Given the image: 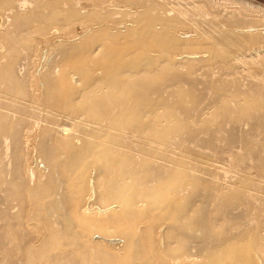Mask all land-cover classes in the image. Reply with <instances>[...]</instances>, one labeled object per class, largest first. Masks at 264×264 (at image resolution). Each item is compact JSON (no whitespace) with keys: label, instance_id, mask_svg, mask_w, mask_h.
Wrapping results in <instances>:
<instances>
[{"label":"rangeland","instance_id":"rangeland-1","mask_svg":"<svg viewBox=\"0 0 264 264\" xmlns=\"http://www.w3.org/2000/svg\"><path fill=\"white\" fill-rule=\"evenodd\" d=\"M22 1L16 0L15 3L21 4ZM83 1L90 4L96 0ZM168 1L170 2L149 1L147 7L142 6L140 0H131L126 7L129 8L128 6L131 5L128 11L121 8H118L114 13L105 11L106 16L103 18V22H105L107 32L100 40V38H95L93 31L91 36H94V40L90 38L91 36L89 37L92 44L90 43V49H86L88 51H84V49L77 51L80 50L77 49L73 54H69L70 58L68 60L65 58L67 55H61L65 56L66 61L63 57L59 56L60 58H58L56 53L53 54L50 51L49 59H42L41 62L30 49L27 52V48L32 44L31 38H33V35L43 38L50 36L52 38L54 28L62 25L66 28L69 27L70 30L82 32L85 29L81 24L79 15L82 12L81 7L75 4L76 0L59 2L53 0H26L24 6L22 5L23 10L25 9L24 11H27V13L32 12L27 18V23L19 28L20 23L17 17L13 15L16 8L10 9V6L0 4V63H2L0 64V264L4 263L5 258L6 260L9 258V253H13L18 246H20V258L24 257L21 258L22 262L20 261L19 264H61L63 260L56 254L61 255L63 252L65 254V264H215V260H222L223 257L225 259H223L225 261L223 264H254L250 256L241 259L237 257L240 252L241 254L252 252L253 255L255 254L254 258H257L256 263L264 264V52L263 55H256L250 50L252 45L255 47L262 45L256 42V38L259 34H264V16L260 14L255 16V14L249 13L247 16L239 17L230 12L222 13L221 10H219L220 12L217 10L219 16H215V14H213L214 16L211 14L205 16L199 14L198 11L185 4V2L179 0L178 2L177 0ZM250 1L264 5V0ZM174 5L176 7H173ZM44 9L48 12H42ZM185 9L189 10V14L185 13ZM36 11H39L41 15L38 16ZM71 12L75 16L69 20L67 14ZM232 15L235 17L232 18ZM43 16L53 17L49 21ZM37 17L44 20L42 23H37L42 30H38L33 22V18ZM193 18L195 19L191 20ZM134 19L143 26L140 32L134 30ZM43 23L46 25L44 26ZM146 23L147 25L144 26ZM170 24L173 27H168ZM250 25H256V28L259 29L244 32V28ZM231 27L235 32L228 31ZM238 28L241 31L236 32ZM169 29L174 32L179 31L174 35L175 33L169 32ZM15 30L21 35L18 36L17 40L14 37L16 32H13ZM38 31L44 32L38 33ZM144 31L147 34L143 33ZM182 31L188 33V36L193 35L188 37L193 39H183L186 36L179 38L177 35L180 33L182 35ZM227 31L230 33L228 37L231 40L229 46H224L219 40L222 36H227ZM34 32L37 35L33 34ZM46 32H48V35L43 36ZM84 32H82V35H84L81 38L82 40L84 37L86 38ZM149 32L153 34L154 40H152L153 38H151ZM164 34L169 35V38L171 37L168 38L171 42L168 43L169 47L166 42H157L160 36L162 38ZM198 36H202V38H198ZM22 38L26 41V43L22 41L23 46L20 43ZM58 39L60 38L52 41L56 42ZM17 43L20 44L21 48ZM183 43L190 44L188 48L192 50L197 47V52L192 55L182 54L181 49L178 48L185 51L183 47L187 46H183ZM12 46L17 47V51ZM79 46L77 45V47ZM8 48L20 53L18 52V55H16L14 52L15 56H11L9 52L13 53V51H8ZM96 48H98V51L94 52ZM6 49L8 55L4 54ZM211 49L216 50L219 52V56L222 55L223 58L225 56L227 59L216 58L210 60L208 57L211 54ZM225 49L226 51H224ZM199 50L203 54H207V59L198 56ZM262 50L264 51V47ZM76 51L78 53L75 54ZM236 56L241 59L237 58V60ZM261 56H263V59ZM59 59H61L60 63ZM68 61H70L69 64ZM43 63L45 64V66H42L44 68L40 67L42 75L46 72L43 80L46 78L52 81L50 83L45 82L40 89H33L34 93L32 94H36L37 99L40 98L45 107L38 106L40 104L37 101L34 102L30 97H25L23 89L21 90L25 86V81L30 77L29 73L36 66ZM115 63L117 64L115 65ZM33 64L36 66H33ZM59 64L60 66H58ZM121 67L123 68L121 69ZM64 69H66L64 73L66 75L63 74ZM3 70L10 74L6 72L4 74ZM67 72L68 74L71 72L75 74V78L72 80L70 77H66L69 76ZM61 74L64 76H61ZM7 76L8 78H6ZM10 76H13L14 79H11ZM52 77L55 79H51ZM14 80L21 81L16 82ZM48 84L49 87L52 86V89L46 88ZM12 86H15L16 89H12ZM9 90L11 92L14 90L15 94L10 95ZM19 91L23 93L20 92L22 96ZM102 93L103 95H101ZM18 94L20 96H16ZM8 96L13 98L10 99ZM5 97L7 98L5 99ZM14 97L19 101H16ZM48 97L51 98L48 99ZM250 98H258V102L252 99L257 104L255 103L256 105H253L251 110L246 111L245 105L248 104L247 101L251 104ZM61 100H64L63 103ZM253 101L252 104H254ZM78 107H81V109ZM43 109H47V111H44H49L50 114L43 112L45 114L43 115L40 113ZM55 112L56 115H53ZM51 114L54 118H49L52 117ZM64 114L69 115V117L73 116L67 118ZM34 116L36 118H33ZM44 116H47V119H44ZM57 116L59 117L55 118ZM154 117L156 118L154 119ZM31 118L34 121L39 120L37 122L38 124L40 122L39 125L50 121V124L52 123L50 126L58 120L57 123L65 124L70 129V134L83 131L91 134L86 138L92 140L86 145H78L77 158L72 159L73 162L69 164V167H65V172L69 169L70 171L66 173L67 185L65 183L61 189L62 191H58L57 194L53 189L56 194L53 192L50 194L48 191L51 192L52 188L47 189L48 191L42 188V191L45 190V192L43 191L44 194L41 192L40 194L38 191L41 196L37 191L35 192L36 195L32 191V198L39 196L36 199L34 197L28 203L22 198L25 197L28 193L27 189L30 190V187H32L30 185L33 184L26 182L22 185L23 180L22 182L19 180H21L20 175H23V172L26 171L21 163L23 158H21L20 153L23 154L24 152L23 139L21 138L27 130L29 131L37 126L34 124L36 121H29L32 120ZM41 119H43V122ZM46 120L47 122H44ZM33 124L35 126H32ZM94 127L97 130L93 129ZM154 127L155 129H153ZM169 128L170 130H166ZM10 130L13 132L12 135H9ZM36 130L33 132H36ZM6 136H9L7 139L8 144L11 146L9 150L5 146ZM98 136L99 138H97ZM67 156L69 154H66L64 158L67 159ZM36 157L37 155L33 159ZM97 160L99 161L97 162ZM38 161L40 162L39 159ZM207 162L219 164L224 173L219 170L217 174L213 167H211V170L208 168L210 166H206ZM42 164L43 162L38 168L35 167L38 169L36 177L39 176V178L45 180L49 173L46 168L42 167ZM22 167L25 170H21ZM43 169L46 170V173ZM179 171L186 174H180L186 176L183 179L184 181L181 180L183 177L179 178ZM189 171L193 173L191 174L193 177L188 176L191 173ZM213 172L216 175H213ZM17 173L18 177H16ZM59 173L62 174V171ZM178 175L179 179L177 178V184L173 188L171 187L172 179ZM212 178H214V181ZM177 179L175 178L173 181L175 182ZM107 180L111 181V184ZM98 181H100V184L105 182L103 188L102 185H99L98 189L91 188ZM174 182H172V185ZM92 184L93 186L90 187ZM111 185L115 187L112 189ZM64 188L68 191H64ZM93 189L101 192H96ZM106 189H108V193L105 191ZM117 189L122 193H119ZM110 190H116L118 196H113V193L114 195L117 194H115L116 192L111 193ZM236 190L239 194L242 191L241 194L238 195ZM136 191L141 196L143 195V197H140L141 203H139L140 199L138 201V199L131 198L127 210L123 206L112 210L110 208H114L113 204L109 208L110 202L113 200L108 197L110 193L112 194L111 197L122 196L121 199H128L129 195L131 197V193L134 194ZM64 192L65 194H63ZM66 192H69L67 198L69 196L71 199L67 201V198H65L66 201L63 202L60 195L64 196ZM107 194L109 195L107 196ZM53 195L59 197V205L62 204L61 209H56L60 206L52 208V206L58 205L53 201H57V198ZM98 196H102L103 199L106 197V200L101 201L104 205L109 203L106 206V212L103 211L104 214L96 211L95 205L99 200ZM51 199H53V202ZM65 199L63 198V200ZM110 199L111 201H108ZM105 201L108 202L105 203ZM50 202L54 204L51 205ZM44 204L48 205L50 210L43 206ZM63 205H66L67 209H64L65 206ZM121 208L122 210H120ZM123 209L126 211H123ZM151 209H154V213H151ZM61 210L65 211L62 212ZM113 212L114 214H112ZM99 214L103 217H100ZM95 216L100 222L99 225L104 226L108 236L112 237L106 238L109 241L108 243L111 244L100 245L95 240L93 242L91 231L92 228L97 227L93 221L96 218ZM71 228H74L73 232ZM86 229H88V233L90 232V235H88L91 239L88 235L85 236L87 234ZM38 230L40 233H37ZM83 230L85 233L82 232ZM250 231L251 235L254 234L258 241V245L253 250L251 248V251L246 245V247L244 246L245 240H249ZM35 232L40 234L43 240L36 244V248L32 249L30 247L32 238L30 237L35 236ZM74 232L83 234V237L81 236L82 238L77 242L71 240ZM127 234L133 240L137 236L142 249H135L132 243H129L132 241L126 238ZM230 240L231 242H229ZM234 242H237V244L233 245Z\"/></svg>","mask_w":264,"mask_h":264},{"label":"bare ground","instance_id":"bare-ground-1","mask_svg":"<svg viewBox=\"0 0 264 264\" xmlns=\"http://www.w3.org/2000/svg\"><path fill=\"white\" fill-rule=\"evenodd\" d=\"M15 1L16 0H0V4L2 5V6H10L9 8L10 9H14V8H16V11H14V13H13V15H14V17H17V20H18V22L20 23V26H19V28L20 27H23L22 25H25L26 23H27V18H29V15H31V12H29V13H27V11H24L23 10V8H22V5L24 6V4L26 3V0H23L22 2H21V4L19 5L18 3L16 4L15 3ZM53 1H55V2H59V1H64V0H53ZM95 1V0H94ZM149 1H153V2H158V0H140V4L142 5V6H147L148 7V2ZM160 1V0H159ZM161 1H165V2H170V1H168V0H161ZM176 1V0H175ZM174 1V2H175ZM180 2L182 1V2H185V4H188V5H190V6H192V8H194L196 11H198L199 12V14H203V15H205V16H207V15H212V16H214L213 14H215V16H219L218 14H217V10L219 11V10H221L222 11V13H224V12H230L231 14H234V15H238L239 17L240 16H247L249 13H252L253 15L255 14V16L257 15V14H260V15H263L264 16V5H262V4H260V3H255V2H252V1H250V0H179ZM130 2H131V0H96L95 2H93V3H87V1L85 2V1H83V0H76V5H79V7H81V11L82 12H80V20H81V24H82V26H83V28L85 29V30H83L82 32H84V34H85V36H86V38L84 37V39L82 40L81 38L84 36V35H82V32H80L79 30V32H76V31H74V30H70L69 29V27L68 28H66V26L64 27V25H62V26H57L56 28H54V30L52 31L53 33H54V36H52V38L50 37V36H46V35H48L47 33L48 32H46L45 34H43V36H46L45 38H43V37H39V36H34L33 35V38H31L32 39V44L30 45V43H28L30 46H29V48H27V52H28V49H30V51H32L33 52V54L38 58V60H40L39 62H41L42 61V59L44 60V59H49V52L50 51H52L53 52V54L54 53H56V55L58 56V58H60L59 56H61V55H63V54H65V58L68 60V58H70L69 57V54H73L74 53V51L75 50H77V49H80V50H77V51H81L82 49H84V51L86 50V49H88L89 48V46H90V43L92 42L91 41V39H89V37L91 36V34H92V32H93V34H94V36H95V38L97 37V38H100V40H101V38H102V36L103 35H105L106 34V32H107V30H106V26H105V22H103L104 20H103V18L106 16V14H105V11H111L112 13H114L118 8H121L122 10H124V11H128L129 10V8H130V6H128L129 8H126L127 7V5L128 4H130ZM173 2V3H174ZM177 2H178V0H177ZM147 3V4H146ZM160 3V2H159ZM53 4V3H52ZM53 6V5H52ZM72 6V8H74L73 7V5H71ZM173 7H176L175 5L173 6ZM45 9H48V8H45ZM45 9L44 10H42V12H44V13H46V11H45ZM32 10V9H31ZM96 11H99V12H96ZM183 11V10H182ZM189 10L188 9H185V13L186 14H189V12H188ZM48 12V11H47ZM220 12V11H219ZM36 13H37V15L38 16H40L41 15V13L39 12V11H36ZM155 13V12H154ZM227 14V13H226ZM170 15H172V14H170ZM183 15V14H182ZM75 15H74V13L73 12H71V13H69V14H67V17H68V19L69 20H71L73 17H74ZM231 16V15H230ZM250 16V15H249ZM53 16H50V17H45V16H43V18H45L46 20H49L50 21V19L52 18ZM184 17H186V18H188L186 15H184ZM233 17H235V16H233L232 15V18ZM258 17V16H257ZM41 18V17H40ZM40 18H33V22H34V24L38 27L39 26V24H37V23H42L44 20H40ZM229 18V17H228ZM249 18V17H248ZM261 18H262V16H261ZM16 19V18H15ZM59 19H63V18H59ZM195 18H193V19H191V20H194ZM264 19V18H263ZM135 20V19H134ZM137 20H139L138 18H137ZM146 20V19H145ZM246 20V19H245ZM49 21H47L48 23H49ZM143 21V20H142ZM149 21V20H148ZM17 22V21H16ZM32 22V21H31ZM47 22H45V23H47ZM182 22H184V21H182ZM226 22V21H225ZM236 22V21H235ZM241 22V21H240ZM45 23H43L44 24V26L46 25ZM102 23V24H101ZM110 23V22H109ZM195 23V22H194ZM239 23V22H238ZM67 24V23H66ZM101 24V25H100ZM31 25V24H30ZM114 25V24H113ZM117 25V24H116ZM142 25H143V23H142ZM147 25V23L146 24H144V26H146ZM149 25V24H148ZM174 25H176V23H174ZM223 25H224V23H223ZM32 26H33V24H32ZM151 26V25H150ZM173 27V25H168V27ZM43 27V26H42ZM48 27H50L49 25H48ZM133 27H134V30H137L138 32H140L142 29H143V26H141V24L139 23V21H133ZM152 27V26H151ZM235 27V26H234ZM257 26L256 25H250V26H248V27H246V28H244V32L246 31H257L258 29L256 28ZM26 28H27V26H26ZM82 28V27H81ZM37 29V28H36ZM39 29H41L42 30V28L40 27H38V30ZM146 29H147V27H146ZM146 29H144V30H146ZM222 29V28H221ZM2 30V29H1ZM20 30V29H19ZM111 30V29H110ZM225 30V29H224ZM228 30V29H227ZM20 31H22V30H20ZM37 31V30H36ZM179 30H176L175 32L174 31H172V29H169V32H171V33H175L174 35H176V33L178 32ZM222 31V30H221ZM229 32H235V30L234 29H232V27L228 30ZM228 31H227V36H222L221 38H220V40H219V42L220 43H222L224 46H229V44H230V38L228 37V35H230V33H228ZM237 31H241V29H237L236 30V32ZM13 32H16L15 33V35H14V37H16V40H17V38H19L18 36H21L20 34H18L17 33V31L15 30V31H13ZM39 32H41V31H38V33ZM44 31H42L41 33H43ZM183 33H182V35H181V33L179 34V35H177L179 38H183V37H185V38H183V39H186V40H189V39H193V38H188V37H192L193 35H189L188 36V33H185L184 31H182ZM243 32V31H242ZM52 33V34H53ZM105 33V34H104ZM143 33H145V31L143 32ZM150 33V32H149ZM148 33V34H149ZM154 33H155V31H154ZM167 33V32H166ZM223 33H224V31H223ZM29 34H30V32H29ZM33 34H36L37 35V33H33ZM49 34H50V32H49ZM96 34V35H95ZM145 34H147V33H145ZM144 34V35H145ZM151 34V33H150ZM170 34V33H169ZM221 34V33H220ZM219 34V35H220ZM23 35V34H22ZM82 35V36H81ZM196 35V34H195ZM93 36V37H94ZM169 35H167V34H164L163 36H162V38H161V36H160V41L159 40H157V42H160V43H167V45H168V43H171L170 42V38L168 37ZM197 36V35H196ZM92 36L90 37V38H92L93 40H94V38H93ZM154 36H153V34H151V38H153ZM173 37V36H172ZM175 37V36H174ZM201 38H202V36H200ZM199 36H198V38H200ZM257 37V36H256ZM56 38H60V39H58V41H52V40H55ZM104 38V37H103ZM150 38V39H151ZM169 38V39H168ZM178 38V39H179ZM79 39V41H77ZM80 39H81V41H80ZM177 39V38H176ZM195 39V38H194ZM213 39V38H212ZM21 40V39H20ZM19 40V41H20ZM27 40V39H26ZM95 40H97V39H95ZM103 40V39H102ZM152 40H154V38L152 39ZM22 41H24L23 40V38H22V40H21V44H22V46L24 45L23 44V42ZM91 41V42H90ZM213 41V40H212ZM214 41H216V40H214ZM15 42V41H14ZM25 43H26V41H24ZM27 42H29V40H27ZM180 42V41H179ZM256 42L257 43H259V44H262V45H259V47H255V46H253L252 45V47L250 48V50H251V52L253 53V54H256V55H263V50H262V48L264 47V34H259V36L256 38ZM174 44H175V42H173ZM18 44V43H17ZM81 44V45H80ZM92 44V43H91ZM14 45V44H13ZM19 46H20V44H18ZM27 45V44H26ZM25 45V46H26ZM77 45L79 46V47H77ZM177 45H178V43H177ZM184 45H186V43H183V46ZM190 44H188V45H186L187 47H183L184 48V50L185 51H183V49L182 48H178L179 50L181 49V53L182 54H184V55H192V54H194L195 52H197V47L195 48V50L193 49H190V48H188V46H189ZM207 45V44H206ZM14 46H16V45H14ZM71 46H73V47H71ZM216 46V45H215ZM218 46V45H217ZM28 47V46H27ZM75 47H77V48H75ZM163 47V46H162ZM165 48H166V46H164ZM168 47H169V45H168ZM193 48H194V46H192ZM11 48V47H10ZM12 48H14L13 46H12ZM17 47H15L14 49H16ZM20 48H21V46H20ZM102 48V47H101ZM185 48H188V49H190V50H188V49H185ZM217 48V47H216ZM18 49H19V47H18ZM23 49V48H22ZM25 49V48H24ZM90 49V48H89ZM92 49V48H91ZM94 49V48H93ZM13 51L12 49H9L8 48V51ZM21 50V49H20ZM117 50V49H116ZM201 50L202 51H204V49H202L201 48ZM201 50H199L198 52H199V57H201V58H203V57H205L206 58V56H207V54H203V52L201 51ZM16 51H17V49H16ZM16 51H13V53L12 52H9V54L12 56V55H14L15 56V53H16ZM23 51H25V50H23ZM75 52V54L76 53H78V52ZM86 51H88V50H86ZM95 51H98V48H96V50H94V52ZM99 51H100V49H99ZM201 51V52H200ZM224 51H226V49L224 50ZM15 52V53H14ZM19 52V51H18ZM18 52L16 53V55H18ZM51 52V53H52ZM208 52V51H207ZM6 53H8L7 52V49H6V52H4V54H6ZM20 53V52H19ZM205 53V52H204ZM210 55H209V59L210 60H215L216 58L218 59V58H221V60H222V55H218V53L219 52H217L216 50H214V49H211L210 50ZM223 53V52H222ZM4 54H3V56H4ZM32 54V53H31ZM29 55V56H32V55ZM97 54V53H96ZM105 54V53H104ZM197 54V53H196ZM6 55H8V54H6ZM20 55V54H19ZM98 55V54H97ZM21 56H22V54H21ZM25 56H26V54H25ZM5 57V56H4ZM10 57V56H9ZM27 57V56H26ZM34 57V56H33ZM32 57V59H34ZM61 57H63V56H61ZM63 57V58H64ZM262 57V59H263V56H261ZM6 58H7V56H6ZM31 58V57H30ZM57 58V59H58ZM64 58V59H65ZM96 58V57H95ZM224 58L225 59H227V57H225L224 56ZM223 58V59H224ZM236 59L237 58H239V56H236L235 57ZM32 59H30V60H32ZM47 59V60H48ZM63 59V60H64ZM66 59H65V61H66ZM158 59V58H157ZM207 59V58H206ZM239 59H241V58H239ZM36 60V59H35ZM54 60V59H53ZM60 61H59V63L61 62V59H59ZM72 60V59H71ZM70 60V61H71ZM82 60V59H81ZM85 60V59H84ZM103 60H104V58H103ZM233 60V59H232ZM238 60V59H237ZM264 60V59H263ZM70 61H68V64H69V62ZM77 61V60H76ZM92 61V60H91ZM106 61V60H105ZM247 61V60H246ZM45 62H48V61H45ZM44 62V63H45ZM58 62V61H57ZM116 62V61H115ZM237 62V61H236ZM15 63V62H14ZM39 64L38 66H36V65H34L33 64V66H36L35 68H34V70L33 71H31L29 74V79H27L26 81H25V86H24V88H21V90L24 92V96L25 97H30V99L32 100V101H34V102H38V104H40V105H38V106H44L43 105V103H42V100H40V98L39 99H37V97H36V94H32V93H34V91H33V89L34 90H36V89H40L41 88V86H43L44 85V83L46 82V83H50L52 80H50V79H46V81H44L43 80V78H44V74H46V72L42 75V72H40L41 70V68H44V67H42L43 65L45 66V64ZM49 63V62H48ZM54 63H55V61H54ZM63 63H64V61H63ZM79 63V62H78ZM224 63V62H223ZM0 64H2V63H0ZM6 64V63H5ZM4 64V65H5ZM31 64V63H30ZM36 64V63H35ZM37 64H38V62H37ZM68 64H67V66H68ZM117 63H115V65H116ZM121 64V63H120ZM53 65V64H52ZM61 65H62V63H61ZM76 65V64H75ZM86 65V64H85ZM94 65V64H93ZM98 65V64H97ZM114 65V66H115ZM30 66V65H29ZM32 66V65H31ZM32 66V67H33ZM56 66V65H55ZM58 66H60V64L58 65ZM62 66H64V65H62ZM78 66V65H77ZM110 66H112V65H110ZM252 66V65H251ZM3 67V66H2ZM41 67V68H40ZM53 67V66H52ZM91 67V66H90ZM96 67V66H95ZM117 67V66H116ZM115 67V68H116ZM1 68V67H0ZM5 68V67H4ZM4 68H2V69H4ZM78 68V67H77ZM100 68V67H99ZM123 67H121V69H122ZM222 68V67H221ZM49 69V68H48ZM93 69V68H92ZM96 69V68H95ZM141 69V68H140ZM27 70V69H26ZM29 70V69H28ZM30 71V70H29ZM61 71V70H60ZM89 71V70H88ZM102 71V70H101ZM108 71V70H107ZM2 72V71H1ZM3 72H4V74H5V72L6 71H4L3 70ZM2 72V73H3ZM58 72H59V70H58ZM62 72V71H61ZM66 72V69H64V72H63V74ZM73 73H74V71H72ZM71 72V73H72ZM98 72V71H97ZM1 73V74H2ZM7 74L9 73V72H6ZM50 73V72H49ZM53 73V72H52ZM70 73V72H69ZM70 73V74H71ZM72 73V75H70V74H68V72H67V75H69V76H66V77H70V79H72L73 80V78H75L74 76H75V74H73ZM108 73V72H107ZM134 73V72H133ZM10 74V73H9ZM47 75H48V73H47ZM53 76H54V74H52ZM64 75H66V74H64ZM64 75H62L61 74V76H64ZM95 75V74H94ZM108 75V74H107ZM106 75V76H107ZM121 75V74H120ZM119 75V76H120ZM28 76V75H27ZM106 76H104V77H106ZM141 76V75H140ZM49 77V76H48ZM245 77V76H244ZM6 78H8V76L6 77ZM10 78L12 79H14V77L12 76H10ZM9 78V79H10ZM125 78H126V76H125ZM51 79H55V78H51ZM58 79V78H57ZM85 79V78H84ZM101 79H102V77H101ZM104 79V78H103ZM59 80V79H58ZM71 80V81H72ZM122 80V79H121ZM3 81H4V79H3ZM12 81V80H11ZM14 81H16V80H14ZM18 81H21V80H18ZM18 81H16V82H18ZM61 81V80H60ZM64 81V80H63ZM81 81H82V79H81ZM147 81V80H146ZM145 81V82H146ZM13 82V81H12ZM54 82V81H53ZM65 82V81H64ZM63 82V83H64ZM14 83V82H13ZM79 83V82H78ZM173 83V82H172ZM12 84V83H11ZM10 84V85H11ZM51 84H55V83H51ZM65 84V83H64ZM77 84V83H76ZM110 84V83H109ZM108 84V85H109ZM127 84V83H126ZM143 84V83H142ZM167 84V83H166ZM17 85H18V83H17ZM46 85V84H45ZM79 85V84H78ZM123 85V84H122ZM145 85V84H144ZM19 86V85H18ZM18 86H16V87H18ZM66 86V85H65ZM146 86V85H145ZM164 86V85H163ZM15 86H12V89L14 88ZM47 87H49V84H48V86H46V88ZM52 87V86H51ZM51 87H49L48 89H50ZM80 87V86H79ZM78 87V88H79ZM113 87V86H112ZM123 87V86H122ZM77 88V89H78ZM86 88V87H85ZM115 88V87H114ZM6 89V88H5ZM11 88H10V90H12ZM16 88H14V90H15ZM20 89V88H19ZM52 89V88H51ZM103 89V88H102ZM169 89V88H168ZM178 89V88H177ZM9 90V92H10V95L12 94V95H14L15 94V91L13 90V92H11ZM95 90V89H94ZM39 91H41V90H39ZM46 91V90H45ZM50 91V90H49ZM48 91V92H49ZM61 91V90H60ZM120 91H121V89H120ZM136 91V90H135ZM174 91V90H173ZM182 91V90H181ZM7 92H8V90H7ZM21 91H19V93H20ZM38 92V91H37ZM108 92V91H107ZM128 92V91H127ZM17 93V92H16ZM22 93V92H21ZM20 93V95L22 96V94ZM29 93H30V95H29ZM41 93H42V91H41ZM52 93V92H51ZM121 93V92H120ZM8 94V93H7ZM39 94V93H38ZM49 94H50V92H49ZM64 94V93H63ZM100 94V93H99ZM19 94L18 95H16V96H20ZM101 95H103V93L101 94ZM7 96V95H6ZM81 96V95H80ZM92 96V95H91ZM114 96V95H113ZM87 97V96H86ZM7 97H5V99H6ZM8 98H10L9 96H8ZM11 98H13L12 96H11ZM10 98V99H11ZM18 98V97H17ZM20 99H21V97H19ZM51 97H48V99H50ZM65 99H66V97H64ZM63 98V99H64ZM82 98V97H81ZM232 98V97H231ZM14 99H15V97H14ZM13 99V100H14ZM86 99V98H85ZM97 99V98H96ZM253 100H257V99H255V98H252ZM251 98L249 99V101L251 100V104L247 101V103L248 104H246L245 105V110L246 111H249V110H251V108H252V106L254 105H256L257 103L256 102H254L253 100H252ZM261 99V98H260ZM8 100V99H7ZM16 101H19V100H17V99H15ZM24 100V99H23ZM58 100V99H57ZM68 100H69V98H68ZM76 100V99H75ZM141 100V99H140ZM139 100V102H141ZM158 100V99H157ZM183 100V99H182ZM229 100H231V99H229ZM3 101V100H2ZM4 101H6V100H4ZM12 101V100H11ZM25 101H27V100H25ZM29 101V100H28ZM50 101V100H49ZM64 101V100H63ZM63 101L61 100V102L63 103ZM235 101V100H234ZM252 101H253V103L254 104H252ZM261 101H263V100H261ZM9 102V101H8ZM22 102V101H21ZM55 102V101H54ZM60 102V103H61ZM80 102H82V101H80ZM230 102V101H229ZM257 102H258V100H257ZM260 102V101H259ZM264 102V101H263ZM263 102H261V103H263ZM1 103V102H0ZM32 103V102H31ZM61 103V104H62ZM78 103H79V101H78ZM92 103H93V101H92ZM98 103V102H97ZM113 103V102H112ZM127 103V102H126ZM256 103V104H255ZM261 103H260V105H261ZM26 104V103H25ZM28 104V103H27ZM82 104V103H81ZM95 104V103H94ZM264 104V103H263ZM262 104V105H263ZM1 105V104H0ZM12 105V104H11ZM10 105V106H11ZM20 105V104H19ZM18 105V106H19ZM33 105V104H32ZM35 105V104H34ZM73 105V104H72ZM84 105V104H83ZM82 105V106H83ZM24 106V105H23ZM27 106H29V105H27ZM69 106V105H68ZM77 106H79V105H77ZM77 106H76V108H77ZM81 106V107H82ZM94 106V105H93ZM138 106V105H137ZM258 106V105H257ZM5 107V106H4ZM30 107V106H29ZM45 107V106H44ZM59 107V106H58ZM81 107L79 108V109H81ZM85 107V106H84ZM144 107V106H143ZM261 108H262V106H260ZM75 108V109H76ZM127 108V107H126ZM155 108V107H154ZM10 109V108H9ZM34 109H35V107H34ZM95 109V108H94ZM101 109V108H100ZM165 109V108H164ZM19 110V109H18ZM44 110H46L47 111V109H43V111L42 112H40V113H42L43 114V112L44 113H49V111L48 112H45ZM157 110V109H156ZM51 111V110H50ZM83 111V110H82ZM103 111V110H102ZM111 111V110H110ZM258 111V110H257ZM16 112V111H15ZM120 112V111H119ZM158 112V111H157ZM262 112V111H261ZM121 113V112H120ZM166 113H167V111H166ZM13 114H15V113H13ZM41 114V115H42ZM50 114V113H49ZM48 114V115H49ZM69 114H71V113H69ZM150 114V113H149ZM161 114H163V113H161ZM24 115V114H23ZM34 115V114H33ZM43 115H45V114H43ZM52 115V114H51ZM53 115H56V112H55V114H53ZM52 115V117H49V118H54V116ZM58 115V114H57ZM65 115V114H64ZM76 115H77V112H76ZM88 115V114H87ZM91 115V114H90ZM89 115V116H90ZM95 115V114H94ZM152 115V114H151ZM158 115H159V113H158ZM61 116V115H60ZM73 116V115H72ZM71 116V117H72ZM85 116V115H84ZM123 116V115H122ZM147 116H148V114H147ZM162 116V115H161ZM165 116V115H164ZM167 116V115H166ZM32 117V116H31ZM42 117V116H41ZM45 117V116H44ZM47 117V116H46ZM44 118V119H47V118ZM59 116H57V117H55V118H58ZM63 117V116H62ZM65 117H67V118H71V117H69V115H65ZM130 117V116H129ZM141 117V116H140ZM159 117V116H158ZM33 118H36L35 116L33 117ZM40 118V117H39ZM39 118H37V119H39ZM43 118V117H42ZM83 118V117H82ZM149 118V117H148ZM148 118H146V119H148ZM152 118V117H151ZM156 117H154V119H155ZM29 119V118H28ZM32 119V118H31ZM73 119H74V117H73ZM76 119V118H75ZM87 119V118H86ZM88 119H89V117H88ZM91 119H92V117H91ZM146 119H144V120H146ZM176 119V118H175ZM42 120V122H43V119H41ZM40 120V121H41ZM82 120V119H81ZM84 120V119H83ZM162 120V119H161ZM172 120V119H171ZM28 121V120H27ZM27 121H26V123H27ZM29 121H34L33 119L32 120H29ZM36 121V120H35ZM34 121V122H35ZM39 120H37L34 124L35 125H37L36 126V128L35 127H33V128H35V130H36V132H33V131H35V130H33V128H31L30 130L32 131H28L27 129V126H26V128H24V129H26L27 130V132H23L24 133V135H23V138H21V139H23V142L22 141H20V142H22V144H23V150H24V152H23V154L22 153H20L21 154V158H23V160L21 161L20 159V161H21V163H22V165L25 167V169H26V171H24L23 172V175H20V179L21 180H19V181H21L22 182V180H23V184L22 185H24V183H26V182H29V183H31V184H33V185H30V186H32V187H30V190H28L27 188V192L28 193H26V195H25V197L24 198H22L23 200H26V201H28V203L30 202V201H32L33 200V198L34 199H36V197H38L41 193H43L44 194V192H45V190L43 189V191H42V188H45L46 190L48 189H51L52 188V191L50 192V190L48 191L50 194H52V192H53V189H55L54 191L55 192H57V194H58V191H60L61 189H62V187H64V185H65V183H66V185H67V175H66V173L68 172V171H70V169L67 171V172H65V167H69L70 165L69 164H71L72 162H73V160L72 159H74V158H77V153H78V145H86L88 142H91V140L90 139H87L86 137L87 136H90L91 134H87V133H85V132H83V131H81L80 133L78 132V131H76L75 133H72V134H70L69 133V128H67L66 126H65V124H63L62 125V123H57V121L58 120H54L55 121V123H53L54 125H52V126H50L51 124H50V121L48 122V123H44V124H41V125H39L40 124V122H39V124L37 123ZM54 121H52V122H54ZM72 121V120H71ZM90 121V120H89ZM93 121V120H92ZM128 121V120H127ZM130 121V120H129ZM165 121V120H164ZM163 121V122H164ZM177 121V120H176ZM186 121V120H185ZM44 122H47V120L46 121H44ZM138 122V121H137ZM162 122V121H161ZM86 123V122H85ZM110 123V122H109ZM154 123V122H153ZM156 123V122H155ZM154 123V124H155ZM189 123V122H188ZM29 124H32V123H29ZM32 125V126H35V125ZM148 124V123H147ZM163 124V123H162ZM162 124H160L161 126H162ZM11 125V124H10ZM22 125V124H21ZM96 125V124H95ZM137 125V124H136ZM143 125V124H142ZM165 125V124H164ZM168 125V124H167ZM172 125V124H171ZM170 125V126H171ZM101 126V125H100ZM104 126V125H103ZM128 126V125H127ZM134 126V125H133ZM144 126V125H143ZM200 126V125H199ZM205 126V125H204ZM31 127V126H30ZM112 127V126H111ZM156 127V126H155ZM155 127L153 128V129H155ZM159 127V126H158ZM169 127V126H168ZM71 128V127H70ZM137 128V127H136ZM175 128H176V126H175ZM19 129V128H18ZM21 129V128H20ZM93 129H95V127L93 128ZM141 129V128H140ZM157 129V128H156ZM161 129V128H160ZM173 129V128H172ZM179 129V128H178ZM26 130H24V131H26ZM95 130H97V129H95ZM105 130V129H104ZM113 130V129H112ZM150 130V129H149ZM158 130H159V128H158ZM164 130V129H163ZM166 130H170V128L169 129H166ZM12 130H10V132H9V135H12V133L13 132H11ZM23 131V130H22ZM87 131V130H86ZM110 131V130H109ZM147 131V130H146ZM157 131V130H156ZM165 131V130H164ZM177 131V130H176ZM72 132V131H71ZM122 132V131H121ZM193 132V131H192ZM129 133V132H128ZM17 134V133H16ZM116 134V133H115ZM118 134V133H117ZM133 134V133H132ZM154 134V133H153ZM167 134V133H166ZM176 134V133H175ZM103 135V134H102ZM108 135V134H107ZM106 135V136H107ZM18 136V135H17ZM95 136V135H94ZM13 137V136H12ZM19 137V136H18ZM21 137H22V133H21ZM120 137V136H119ZM181 137V136H180ZM6 139H5V143H6V148H7V150H9L10 149V145L8 144V141H7V139L9 138V136H6L5 137ZM90 138V137H89ZM94 138V137H93ZM97 138H99V136L97 137ZM139 138V137H138ZM161 138V137H160ZM176 138V137H175ZM120 139V138H119ZM167 139H169V138H167ZM95 140V139H94ZM93 140V141H94ZM101 140H102V138H101ZM96 141V140H95ZM20 144V143H19ZM100 144V143H99ZM18 145V144H17ZM104 145V144H103ZM102 145V146H103ZM108 145V144H107ZM160 145V144H159ZM175 145V144H174ZM99 146V145H98ZM21 147H22V145H21ZM98 148V147H97ZM178 148V147H177ZM238 149V148H237ZM8 152V151H7ZM168 152V151H167ZM184 153V152H183ZM66 154H69V156H67L68 158L67 159H65L64 157H65V155ZM93 154V153H92ZM91 154V155H92ZM95 154V153H94ZM97 154V153H96ZM191 154V153H190ZM227 154V153H226ZM37 155V157L35 158V159H33L35 156ZM39 156V157H38ZM202 156V155H201ZM230 156V155H229ZM89 157V156H88ZM260 158V157H259ZM38 159L40 160V162L38 161ZM94 159V158H93ZM96 159V158H95ZM75 161H76V159H75ZM91 161V160H90ZM96 161V160H95ZM99 160H97V162H98ZM152 161V160H151ZM217 161V160H216ZM41 162H43V166L42 167H44V169L46 168L47 170H48V177L44 180V179H41V178H39V176L38 177H36L37 176V170L38 169H36L35 167H39L40 165H41ZM102 162V161H101ZM145 162V161H144ZM93 163V162H92ZM152 163V162H151ZM154 163V162H153ZM157 163V162H156ZM95 164H97L96 162H95ZM200 164V163H199ZM207 165L206 166H210V167H208V168H210L211 170H212V168L211 167H213L214 169L213 170H216L217 171V174H218V172H219V170H221V167H219V164L217 165V164H212V163H206ZM228 164V163H227ZM92 165V164H91ZM180 165V164H179ZM203 165V164H202ZM201 165V166H202ZM90 166V165H89ZM88 166V167H89ZM97 166V165H96ZM175 166V165H174ZM200 166V167H201ZM182 167V166H181ZM204 167V166H203ZM95 168V167H94ZM111 168V167H110ZM184 168V167H183ZM21 169V168H20ZM24 168L22 167V169L21 170H23ZM24 169V170H25ZM43 169V171L45 172L46 170H44ZM98 169V168H97ZM169 169V168H168ZM40 170V169H39ZM63 170H64V172H63ZM112 170V169H111ZM176 170V169H175ZM43 171H41V172H43ZM60 171H62V174L61 173H59ZM91 171V170H90ZM89 171V172H90ZM95 171V170H94ZM208 171V170H207ZM223 170H221V172H222ZM19 172V171H18ZM181 172V173H180ZM187 172V171H186ZM189 172H191V171H189ZM193 172H195V171H193ZM220 172V173H221ZM259 172V171H258ZM46 173V172H45ZM44 173V174H45ZM113 173H114V171H113ZM188 173V172H187ZM222 173H224V172H222ZM243 173V172H242ZM20 174H22V173H20ZM69 174V173H68ZM71 174V173H70ZM73 174V173H72ZM179 175L180 174H183V172L182 171H179V173H178ZM191 174H193L192 172L188 175L189 177L190 176H192ZM209 174V173H208ZM215 173L213 172V175H214ZM74 175V174H73ZM102 175V174H101ZM179 175L176 177L175 176V178L177 179L178 177H179ZM183 175H186V174H183ZM183 175H180V177L179 178H181V177H183L181 180H183V179H185V177L183 176ZM211 175V174H210ZM216 175V174H215ZM239 175V174H238ZM244 175V174H243ZM15 176H16V174H15ZM43 176V175H42ZM16 177H18V173H17V176ZM15 177V178H16ZM72 177V176H71ZM193 177V176H192ZM197 177V176H196ZM214 177V176H213ZM220 177V176H219ZM14 178V179H15ZM73 178V177H72ZM174 178V179H175ZM178 178V179H179ZM216 178V177H215ZM227 178V177H226ZM245 178V177H244ZM112 179V178H111ZM174 179H172V182H174L173 180ZM178 179L173 183V185H172V182H171V187H173L174 188V185H176L177 184V181H178ZM190 179V178H189ZM211 179V178H210ZM213 179V181H214V178H212ZM218 179V178H217ZM216 179V180H217ZM16 180V179H15ZM70 180V179H69ZM68 180V181H69ZM181 180H179V182L181 181ZM203 180V179H202ZM220 180V179H219ZM218 180V181H219ZM18 181V182H19ZM103 181H106V180H103ZM184 181V180H183ZM200 181V180H199ZM70 182V181H69ZM68 182V183H69ZM107 182H109L110 184H111V181H108L107 180ZM113 182V181H112ZM191 182V181H190ZM17 183V182H16ZM103 183H105V182H102V184H100V181H98L97 183L95 182L94 183V186H93V184L92 185H90V187L91 186H93V187H91V188H96V189H98L97 187L99 186V185H102L101 187L103 188ZM108 183V184H109ZM181 183V182H180ZM201 183V182H200ZM220 183V182H219ZM79 184V183H78ZM89 184V183H88ZM181 184H183V183H181ZM210 184V183H209ZM239 184V183H238ZM107 185V184H106ZM113 185V184H112ZM111 185V186H112ZM43 186H45V187H43ZM70 186H72V185H70ZM111 186H110V188H111ZM170 186V185H169ZM168 186V187H169ZM178 186V185H177ZM28 187V188H29ZM79 187V186H78ZM86 187V186H85ZM100 187V186H99ZM115 186H112V189L114 188ZM122 187V186H121ZM178 187H180V186H178ZM178 187H177V189H178ZM182 187V186H181ZM227 187H229V186H227ZM105 188V187H104ZM107 188H108V186H107ZM82 189V188H81ZM96 189H93V190H96ZM109 189V188H108ZM108 189H106L105 191L108 193L109 191H108ZM111 189V190H112ZM135 189V188H134ZM170 189V188H169ZM176 189V188H175ZM176 189V190H177ZM241 189V188H240ZM242 189H244L243 187H242ZM64 191L66 190V188H64L63 189ZM102 190V189H101ZM110 190V191H111ZM224 190V189H223ZM232 190V189H231ZM237 190H239V189H237ZM236 190V192L238 193V195H240L241 194V192H240V194H239V192ZM245 190V189H244ZM247 190V189H246ZM32 191H33V193L35 194V192L37 191V193H38V191H39V195L38 196H34L33 198H32V195H33V193H32ZM47 191H46V193H47ZM62 191V190H61ZM66 191H68V189L66 190ZM82 191V190H81ZM98 191H100V190H96V192H98ZM117 191H118V189H117ZM130 191V190H129ZM228 191V190H227ZM55 192H53V193H55ZM70 192V191H69ZM69 192H66V195H60V197H61V201H63V202H65L66 201V199L65 198H67V194L69 193ZM101 192V191H100ZM112 192H116V190L115 191H111V193ZM119 192V191H118ZM118 192H116L115 194H117ZM121 192V191H120ZM119 192V193H120ZM131 192V191H130ZM235 192V193H236ZM252 192V191H251ZM48 193V194H49ZM60 193V192H59ZM110 193V196H108L109 194H107V196L108 197H110V198H112L113 200L111 201V199L110 200H108V201H111L110 203H111V205L109 206V208L110 207H112V204H113V206H114V208H110V209H115L116 207H121V206H123L124 208H126V210H127V205L129 204V201H130V199L132 198V199H134V200H136V199H138V201H139V199H140V197H143V195L141 196V194L138 192V191H136V193H131L132 195H131V197H130V195H129V198L127 199H121V197H117L118 198V200H117V198H115V197H113V196H118V194L117 195H114V193H113V196L111 197V194ZM122 193V192H121ZM129 193V192H128ZM127 193V194H128ZM182 193V192H181ZM218 193V192H217ZM236 193V194H237ZM48 194H46L47 196H48ZM56 194V193H55ZM63 194H65V192L63 193ZM246 194V193H245ZM245 194H243V195H245ZM36 195V194H35ZM81 195V194H80ZM94 195V194H93ZM97 195V194H96ZM100 195V194H99ZM119 195H121V194H119ZM180 195V194H179ZM41 196V195H40ZM54 196V195H53ZM66 196V197H65ZM106 196V195H105ZM106 196V197H107ZM234 196H236L235 194H234ZM246 196V195H245ZM248 196H250V195H248ZM264 196V195H263ZM44 197H46V196H44ZM55 198H57V201H58V199H59V197H57L56 195L54 196ZM102 196H98V198H99V200H97V202H96V211H98V213H103L104 214V210L106 209V206H108L109 205V203H108V205H104L102 202V200H104L103 198H101ZM125 197H126V195H125ZM40 198V197H39ZM51 198H52V196H51ZM63 198L65 199V200H63ZM116 200H115V199ZM120 198V199H119ZM145 198V197H144ZM212 198V197H211ZM42 199V198H41ZM68 199L70 200L71 198H69V196H68V198H67V201H68ZM107 199H109V198H107ZM131 199V200H132ZM48 200V199H47ZM53 199H51V201H52ZM106 200V199H105ZM134 200H133V202H134ZM143 200V199H142ZM41 201V200H40ZM54 202H55V204H57L58 203V205H54V206H52V208L54 207V208H56V206L58 207V206H60V207H58V208H56L57 210L58 209H61L62 208V204L61 205H59V201L57 202V201H55V200H53ZM52 201V202H53ZM102 201V202H101ZM108 201H105V203L106 202H108ZM137 201V202H138ZM145 201V200H144ZM144 201H143V203H144ZM148 201H149V199H148ZM37 202H39V201H37ZM142 201H141V199H140V202L139 203H141ZM62 203V202H61ZM149 203V202H148ZM151 203V202H150ZM154 203V202H153ZM27 204V203H26ZM31 204H32V202H31ZM50 204H51V202H50ZM49 204V205H50ZM52 204H54V203H52ZM51 204V205H52ZM64 204V203H63ZM29 205V204H28ZM50 205V206H51ZM126 205V206H125ZM149 205V204H148ZM154 205V204H153ZM165 205V204H164ZM39 206V205H38ZM41 206V205H40ZM43 206H46L47 208H48V205H43ZM63 206H65V208L64 209H67L66 207V205H63ZM25 207V206H24ZM28 207V206H27ZM122 207V208H123ZM43 208V207H42ZM50 208V207H49ZM48 208V209H49ZM122 208L120 209V210H122ZM157 208V207H156ZM254 208V207H253ZM25 209V208H24ZM31 210V209H30ZM50 210V209H49ZM48 210V211H49ZM56 210V211H57ZM70 210V209H69ZM107 210V209H106ZM106 210H105V212H106ZM109 210V209H108ZM118 210V209H117ZM125 209H123V211H126ZM164 210V209H163ZM162 210V211H163ZM165 210H166V208H165ZM164 210V211H165ZM25 211V210H24ZM27 211H28V209H27ZM62 212H64L63 210H61ZM60 211V212H61ZM71 211V210H70ZM159 211H160V209H159ZM161 211V212H162ZM50 212V211H49ZM73 212V211H72ZM116 212V211H115ZM118 212V211H117ZM120 212V211H119ZM154 213V209H151V213ZM25 213H26V211H25ZM24 213V214H25ZM83 213V212H82ZM94 213V212H93ZM107 213H109V212H107ZM121 213H123L122 211H121ZM163 213V212H162ZM68 214H69V212H68ZM92 214V213H91ZM99 214V215H100ZM110 214V213H109ZM112 214H114V212L112 213ZM21 216H24V215H22V214H20ZM83 215V214H82ZM111 215V214H110ZM193 215V214H192ZM78 216V215H77ZM88 216V215H87ZM90 216V215H89ZM96 216H98V215H96ZM95 216V217H96ZM181 216V215H180ZM28 217V216H27ZM70 217V216H69ZM76 217V216H75ZM100 217H103V216H101L100 215ZM108 217V216H107ZM177 218V217H176ZM78 219V218H77ZM97 217L95 218V219H93V221H94V223H96V228L94 229V228H92L93 230L91 231V236L93 237L92 239H93V242H94V240L95 241H97L98 242V244H100V245H107V243L109 242L108 241V239H109V237L110 238H112L111 236H108V234H107V230H105V227L103 226V227H101L99 224H100V222H99V220L97 219ZM81 220V219H80ZM86 220V219H85ZM110 220V219H109ZM90 221V220H89ZM92 222V221H91ZM112 222V221H111ZM190 222V221H189ZM77 223H79V222H77ZM88 223V222H87ZM194 224V223H193ZM71 225V224H70ZM72 225H74V224H72ZM83 225V224H82ZM88 225V224H87ZM90 225H91V223H90ZM106 225V224H105ZM136 226V225H135ZM184 226V225H183ZM72 227V226H71ZM73 227H75V226H73ZM77 227V226H76ZM92 227V226H91ZM186 227V226H185ZM79 228V227H78ZM82 228V227H81ZM86 228V227H85ZM108 228V227H107ZM237 228V227H236ZM74 229V228H73ZM72 228H71V231L73 230ZM84 229V228H83ZM90 229V228H89ZM36 230V229H35ZM42 229H40V231H41ZM76 230V229H75ZM85 230V229H84ZM84 230L82 231V232H84ZM87 231H85L87 234H85V236L86 235H88L89 233H88V229H86ZM71 231H70V233H71ZM78 231V230H77ZM80 231H81V229H80ZM193 231V230H192ZM39 232V230L37 231V233ZM41 232H43V231H41ZM73 232V231H72ZM79 232V231H78ZM81 232V233H82ZM84 232V233H85ZM36 233V232H35ZM36 233V235L35 236H33V237H30V238H32V242H31V245H30V247L32 248V249H34V248H36V244L38 243V242H41L43 239H42V237H41V235L40 234H37ZM40 233V232H39ZM80 233V232H79ZM79 233H77V232H74V233H72V237H71V240L72 241H75V242H77V241H79L80 240V238H82L83 237V234H79ZM177 233V232H176ZM183 233H187V232H183ZM111 234V233H110ZM181 234H182V232H181ZM209 234V233H208ZM33 235V234H32ZM90 235V234H89ZM88 235V236H89ZM182 235H184V234H182ZM82 236V237H81ZM166 236H168V235H166ZM170 236V235H169ZM180 236V235H179ZM250 236H252L251 235V231H250ZM249 236V240L247 241V240H245L246 241V243L244 244V246L246 245L248 248H250V250L249 251H251V248H252V250L254 249V247H256L258 244H257V238L255 237V235L253 234V238L252 237H250ZM27 237V236H26ZM108 237V239H106ZM172 237V236H171ZM189 237V236H188ZM89 238H90V236H89ZM126 238L129 240V241H132V242H129V243H132V246L135 248V249H142V247L140 246V243H139V240H138V237L136 236V238L133 240V238H131L130 237V235H126ZM187 238V237H186ZM91 239V238H90ZM171 239V238H170ZM240 239V238H239ZM180 240V239H179ZM244 240V239H243ZM82 241V240H81ZM170 241V240H169ZM227 241V240H226ZM241 241H242V239H241ZM21 242V241H20ZM19 242V243H20ZM75 242H74V244H75ZM89 242V241H88ZM177 242V241H176ZM229 242H231V240L229 241ZM178 243V242H177ZM182 243V242H181ZM201 243V242H200ZM235 243L237 244V242H234V244L233 245H235ZM238 243H240V242H238ZM87 244V243H86ZM109 244H111V243H108V245ZM183 244H184V242H183ZM182 244V245H183ZM194 244V243H193ZM76 245H77V243H76ZM82 245H84V244H82ZM165 245V244H164ZM179 245V244H178ZM182 245H181V248H182ZM184 245H186V243L184 244ZM18 246V245H17ZM127 246V245H126ZM243 246V247H244ZM245 246V247H246ZM13 247V246H12ZM26 247V246H25ZM177 247V246H176ZM229 247V246H228ZM14 248H16V247H14ZM19 248H20V246H18V248L17 249H14V252H13V250H12V252L13 253H9L10 254V256H9V258L7 257V256H5V257H7L8 259L6 260V258H5V261H3L4 263H2V264H19L20 263V261H21V258H24L23 256L20 258V253H19ZM144 248V247H143ZM172 248H173V246H172ZM175 249V248H174ZM263 249V248H262ZM172 250V249H171ZM223 250V249H222ZM257 250V249H256ZM133 251V250H132ZM144 251V250H143ZM240 251H242V250H240ZM259 251V250H258ZM56 252V251H55ZM179 252V251H178ZM247 252V251H246ZM57 253H60V252H57ZM87 253V252H86ZM187 253V252H186ZM247 253H249V254H247ZM246 254H241V252H240V254H238L237 255V257H239L240 259L241 258H249V256L251 257V259L253 260V262H254V264H257L256 263V261H257V258H254V255L252 254V252H247ZM259 253V252H258ZM24 254V253H23ZM75 254V253H74ZM84 254V253H83ZM128 254V253H127ZM175 254V253H174ZM173 254V255H174ZM261 254V253H260ZM6 255V254H5ZM55 255V254H54ZM57 256H60V259L61 260H63V262L61 263V264H65L64 262H65V254H64V252L63 253H61V255H59V254H56ZM189 255V254H188ZM218 255V254H217ZM236 255V254H235ZM258 255V254H257ZM192 256V255H191ZM27 257V256H26ZM81 257H82V255H81ZM168 257V256H167ZM186 257V256H185ZM229 257V256H228ZM74 258V257H73ZM123 258V257H122ZM231 258V257H230ZM59 259V258H58ZM59 259V260H60ZM223 259H224V257H223ZM219 260V259H217V260H215L216 262H215V264H223L225 261V259L224 260ZM229 259V258H228ZM237 259V258H236ZM256 259V260H255ZM58 260V261H59ZM128 260V259H127ZM2 261V260H1ZM24 261H25V259H24ZM70 261V260H69ZM136 261V260H135ZM183 261H184V259H183ZM228 261V260H227ZM22 262V261H21ZM185 262V261H184ZM192 262H194V261H192ZM237 262V261H236ZM1 263V262H0ZM148 263V262H147ZM244 263V262H243ZM60 264V263H59ZM70 264V263H69ZM214 264V263H213ZM226 264V263H225ZM232 264V263H231ZM237 264V263H236Z\"/></svg>","mask_w":264,"mask_h":264}]
</instances>
